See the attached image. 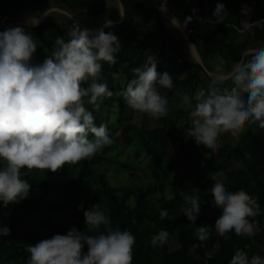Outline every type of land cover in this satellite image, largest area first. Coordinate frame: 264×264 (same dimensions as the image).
<instances>
[{"label":"clouds","instance_id":"1","mask_svg":"<svg viewBox=\"0 0 264 264\" xmlns=\"http://www.w3.org/2000/svg\"><path fill=\"white\" fill-rule=\"evenodd\" d=\"M120 15L126 14L123 0H118ZM251 4H242L247 12ZM226 6L218 2L213 15L223 21ZM191 19V17H189ZM241 22L251 30L264 19L251 20L242 15ZM176 22L174 18L173 23ZM38 24L39 19L31 20ZM112 21L108 20L107 24ZM69 39L56 37L51 55L42 63H31L37 49L33 34L22 25L0 31V202L4 207L18 203L30 194V183L23 179L22 169H48L52 172L93 156L104 145L112 143L107 125L95 123V116L86 107L104 96H111L107 81L93 80L89 87L81 82L95 77L102 69V61L115 63L122 44L113 32L103 29L93 31L79 23L69 30ZM143 67H136L133 77L122 95L133 109L159 117L168 113L169 101L157 85L174 87L168 71L158 73L157 56L145 53ZM234 81L229 89L221 90L213 81L200 88L193 96L185 93V104L192 108V127L186 130L198 145L210 148L217 142L219 130L239 129L245 121L258 123L264 128V42L247 48L242 58L233 61L228 73ZM224 77L221 74L219 80ZM246 90V91H245ZM193 99L195 105L193 106ZM94 134L92 138L89 134ZM219 176V171L213 173ZM214 202L222 211L215 218V228L221 235L234 230L238 235L252 236L258 222L249 220L259 213L257 199L241 188L230 191L223 178L211 185ZM167 199H172L169 194ZM183 214L195 222L203 212L204 204L199 194L186 195ZM83 208V205H81ZM161 217L168 216L165 208ZM87 227L99 228L109 224L110 217L97 204L84 210ZM202 239L210 234L211 225H196ZM8 226L0 227V235H8ZM170 233L160 229L151 236V244L163 245ZM136 240L131 230L108 228L107 232L84 234L73 226L66 234L55 233L28 245V264H132V247ZM219 245V241L216 242ZM87 245V251L83 252ZM229 264H264L259 253L251 257L238 248Z\"/></svg>","mask_w":264,"mask_h":264},{"label":"trees","instance_id":"2","mask_svg":"<svg viewBox=\"0 0 264 264\" xmlns=\"http://www.w3.org/2000/svg\"><path fill=\"white\" fill-rule=\"evenodd\" d=\"M50 0H0V13L5 17H14L25 12L42 13L47 9ZM63 4L65 8L74 14L95 16L105 11L104 0H51ZM163 0H123L126 6V14L120 23L109 25L104 28L105 32L115 33L121 44V50L117 53V60L113 64L102 61V69L98 73L102 79L89 77L81 82L82 87H89L93 80L107 81L113 94L104 96L101 101H110L116 108V121L106 123L102 121L103 107H95L88 103V97L83 99L87 108L95 116V123L99 126L102 122L107 125L109 135L114 141L113 135L119 127L125 129L130 127L126 121V114L129 105L126 103L123 91L127 83L138 74L134 72L136 67H143L146 60V42L149 38L161 42V49L157 54V71L163 73L168 71L174 80V87L167 88L157 85L162 95L172 99L175 92L192 94L195 84L200 82L203 88H207L213 79L202 80L200 73L203 68L196 62L182 58L179 47L174 37H172L158 22V30L152 33L135 28L134 23L143 19L141 16L150 15L159 10ZM177 8L181 12L182 20L188 37L195 45L201 59L218 55L225 61L233 64V61L242 58L244 51L250 47H256L260 42H264V23L257 24L253 29H246L240 17L246 12L241 11L242 4H251L247 10L250 19L257 17L264 19V0H174ZM226 6V13L223 21L217 22L213 15L217 3ZM191 17V19H189ZM54 27L59 35H63L65 40L69 39L68 28H60L56 23H49ZM75 23H72V27ZM5 30V29H3ZM2 31V30H0ZM26 31L33 34L40 43L39 49L33 54L31 63L35 64L40 57L45 60L42 54L43 46L53 51L54 42L47 39L44 33V24L37 27H28ZM139 38L136 43L135 39ZM170 43L168 54L164 52V45ZM119 73L123 77L122 83L115 82L114 76ZM232 82H218L217 86L221 90L229 89ZM246 91V90H245ZM99 103V100L97 101ZM100 104V103H99ZM146 114V113H145ZM183 115V111L176 110L168 112L166 115L156 119V125L150 127L146 122L133 129V142L144 149L151 156L155 168H157L163 178L173 163V154L170 147L174 143H180V137L173 127L178 115ZM147 115L144 116L147 120ZM250 122L245 121L244 124ZM256 125L259 126L258 123ZM123 131V132H125ZM91 134V133H90ZM94 134L90 135L92 138ZM222 133H217V153L216 156L209 154L196 168L191 169L185 178L169 181L168 193L173 195L170 201L163 203L148 196L149 189H139L134 191L135 203L130 206L124 203L113 190L105 176L100 173V165L105 161L103 153L96 152L93 156L85 158L75 163L66 164L64 167L52 172L48 169L37 175V181L33 186L31 176L36 168L24 172L23 179L30 185V194L27 198L18 203H10V209L5 212L0 204V224L8 226L12 231L20 227L25 222L34 223L37 226L52 227V224L44 221L41 215L48 212H56L68 208V205H61L51 197L57 192L73 194L83 191L85 187L97 185L96 196L102 200L105 213L110 217L111 228L115 230H131L136 240L132 247V264H229L232 256L238 248L249 251V256L259 253L264 256V168L256 172L231 171L225 179L230 191H237L241 188L248 191L257 199L259 213L249 220L258 222L255 236V246L250 247L247 241H241L239 235L234 230L221 235L215 228V218L222 209L214 202V194L211 192V185L217 176L213 173L222 171L227 162H241L247 155L262 154L260 142L253 136L252 130L235 144H229L220 140ZM108 145V144H107ZM104 145L102 148H106ZM184 145L180 144V148ZM98 180V181H96ZM197 189L194 194L193 190ZM199 194L204 204L203 212L195 222H190L183 214L186 195ZM168 210V216L161 217L163 209ZM209 223L211 225L210 234L201 240L198 236L196 225ZM75 227L84 234H98L107 232L106 226L99 228H85L77 223ZM72 227L70 225L57 228L54 233L66 234ZM167 229L170 233L169 239L177 232L178 247L173 251L167 248V242L162 246L151 244V236L160 229ZM46 236L41 232L30 235V239L20 245L15 251V258H5L7 264H28L30 253L28 245L35 244ZM168 239V240H169ZM219 241V245H217ZM4 247H0V256H5ZM87 245L82 249L87 251Z\"/></svg>","mask_w":264,"mask_h":264},{"label":"rangeland","instance_id":"3","mask_svg":"<svg viewBox=\"0 0 264 264\" xmlns=\"http://www.w3.org/2000/svg\"><path fill=\"white\" fill-rule=\"evenodd\" d=\"M160 9L161 7L159 8V10L152 12L150 15H146L145 17L142 16L141 19L143 20L134 23L135 28L145 30L149 32L150 35V33H152L151 31L159 29L157 23H162L164 29L176 40L182 58L194 61L193 52L186 42L185 38L175 31L174 27L168 20L161 16ZM42 13L28 12L23 13L22 15L19 14L14 17H5L0 13V25L3 23H16V25H22L27 30L29 26L26 24H33L30 21H35L37 18L40 21V16ZM165 13L169 17L170 15H173L174 18H176L177 22H181L182 26L185 27L181 12L177 8L174 0H168L166 2ZM243 15H247L250 17V14L248 12ZM55 17L56 16L51 13L50 18L45 19L39 24H44L45 36L48 40L53 41L54 45L56 37L59 36V34L57 33L56 29L49 23L54 22L62 29L69 27L68 31L72 28L73 23L72 19L68 18L65 15H61V17L57 18ZM79 18L82 22L91 20L84 19L82 15H79ZM77 20L79 21V19ZM135 41L137 43L139 41V38L135 39ZM37 44V48L39 49L40 43L38 41ZM170 45V43H167L166 46L164 45L165 54L169 53ZM146 46L147 52L155 53L157 56L162 45L160 41L149 38V40L146 42ZM51 53L52 52H49L46 46H43L42 54L45 56V58L48 55H51ZM216 57H218V62L223 63V58H221L220 56ZM38 59L39 60L35 62V64L42 63L44 61L42 60L41 55ZM224 66L226 68H220L216 71H210L206 68L210 72V74L206 73L205 71L201 72V79L206 80V78L208 77L222 83L232 82L233 80L229 77L228 73H230V71L232 70L233 64L227 62V64H225ZM221 74L225 75V77L222 80H219V76ZM95 77L102 79L99 74H97ZM114 79L118 84L122 83L123 81V77L119 73L115 74ZM200 88L203 87L200 82H197L192 94H188L194 97L195 93ZM184 94L185 93L183 92H175L172 99L168 100V112L180 110L183 111V115H178V119L175 120L173 124L175 132L180 137V143H174L170 147V153L173 154V161L175 163L172 164L165 178H163L160 171L154 167L151 156L148 155L144 149L140 148V146L136 145L133 142L132 131L134 128L140 127L143 122H146L150 127L156 125V119L158 117L151 116L148 113L145 114V112H141L129 107V111L127 112L125 117L126 121L130 124V127L126 131L122 127H119L117 132L113 135L114 141L108 144L106 148H101L97 151L98 153H103L105 158V161H103L100 165V173L105 176L113 190L117 193L119 198L124 203L133 206L135 203L134 191L145 188L149 189V198L156 201H162L163 203L170 201L171 199L166 198L169 195V181L173 182L177 179L185 178L188 175L189 171L196 168L197 163L201 162L209 154L216 156L218 148L217 143L210 148H206L204 145H198L193 137L187 136L186 130L192 127L191 122L193 120V117L190 115L192 108H189L182 99ZM85 102L87 103V100ZM99 103L103 107L102 121L106 123L116 121V108L114 107V105L110 101L104 102L99 100ZM194 105L195 100L193 99V106ZM145 115H147L146 121H144ZM248 129L252 130L253 136L256 137L260 142V149L262 151V154L255 153L252 155H247L241 162L237 163H225L224 170L219 172V176L216 175L217 178H224L231 171L253 173L256 171H261L264 168V128L256 125V123L243 124L239 129L236 130L225 128L219 130L222 133L220 140L226 141L229 144H235L241 138H243ZM90 135L91 134H89V137ZM180 144L184 145V148H180ZM30 170L23 169V171ZM36 170L37 171L31 176L33 180V186H35L36 184L37 175L43 171V169L37 168ZM96 188L97 185H91L90 187H85L83 191L73 194H68L60 191L55 193V195L51 197V200H54L61 205H68V208L56 212H48L41 215L44 221L52 224V227L50 228L37 226L36 224L30 222H25L15 230H11L8 235H0V247L6 246L2 249L5 250V256H0V264H7L5 262V258L14 259L16 256L15 254H17L15 253V251H17L20 245L25 244L27 240L30 239V235L35 232L41 231L46 236L45 238H48L51 237V234L54 233L55 230H57V228L59 227H65L68 225L73 227L77 225V223H79L83 227L88 228L84 216V210L90 209L95 204H97L99 209L105 210L101 203L102 200H100L95 194ZM196 192L197 189H194L193 193L195 194ZM0 204L2 205V209L5 212L10 209V204L7 207H4L2 202H0ZM81 205H83V208H81ZM101 226H106V229H108L109 227L111 228L110 221L109 224H102ZM0 227L3 226H1L0 224ZM256 231L252 236L239 235V238L241 241H247L248 245L250 247H253L255 246V236L257 233ZM166 245L169 251H173L178 247L177 232H175L174 235L168 240ZM247 252L249 254V251Z\"/></svg>","mask_w":264,"mask_h":264},{"label":"crops","instance_id":"4","mask_svg":"<svg viewBox=\"0 0 264 264\" xmlns=\"http://www.w3.org/2000/svg\"><path fill=\"white\" fill-rule=\"evenodd\" d=\"M104 4H105V11L101 12L95 16L88 15L85 12H82V14H79V15H82L84 19H91L90 21L87 20V22H82L79 18V15L74 14L71 11L67 10L63 4H60V3H57L55 1L50 0L48 2V5H47V9H49L50 12L48 13V15L45 19L50 18L51 13L54 14V16H56L55 18L61 17V15H65L68 18L72 19L71 17H69L68 15H66L64 13V11H65V12L69 13L73 18L79 19V21L83 25H85L87 28L94 30V29H97V28L103 26L108 20L116 21V19H118V20L120 19V13L117 9L118 8L117 0H104ZM25 13H28V12H25ZM143 17H145V16H143ZM141 18H142V16H141ZM141 18H139V19H141ZM216 56H218V55H214V56L202 59L203 64L205 65L204 66L205 69H203V71L209 72L207 69H209L210 71L211 70L216 71L217 69H220V68H226L224 65L227 64V61L224 60L223 63L218 62V57H216Z\"/></svg>","mask_w":264,"mask_h":264},{"label":"water","instance_id":"5","mask_svg":"<svg viewBox=\"0 0 264 264\" xmlns=\"http://www.w3.org/2000/svg\"><path fill=\"white\" fill-rule=\"evenodd\" d=\"M167 1H168V0H163V2H162V4H161L160 13H161V16H162L163 18H165L166 20L170 21V20H172V19H171L166 13H165V8H166V2H167ZM117 2H118V0H117ZM118 7H119V3H118ZM49 12H50V10L47 9L46 11H44V12L41 14V16H40V21H39L38 24H29V23H28V24H26V25H28L29 27H36V26H38L41 22H43V21L45 20V18L47 17V15H48ZM64 13H65L66 15H68L69 17H71V18H72V21H73L74 23L77 22V23H79V24L81 25V27H86V26L83 25L80 21H78L77 19L73 18L69 13H67V12H65V11H64ZM122 19H123V16L120 15V19H119L118 21H112V23H111L110 25L120 23V22L122 21ZM15 25H16V23H3V24L0 25V30L6 29V28H8V27H13V26H15ZM108 26H109V24H107V22H106L103 26H101V27H99V28H97V29H94L93 31L95 32V31H97V30L104 29V28H106V27H108ZM179 27L181 28V31H182V35H183V37L185 38L186 42L188 43V45L190 46V48H191V50H192V52H193V55H194V62H196V63L199 64L203 69H205V68H204V65H203V62H202V59H201V56L199 55V53H198V51H197L195 45H194V44L191 42V40L189 39L185 27H184V28H182L181 26H179ZM86 28H87V27H86ZM206 72H207V71H206ZM207 73L210 74L209 72H207ZM220 76H221V75H220ZM220 76H219V77H220ZM223 77H225V75H223ZM227 77H228V76H227Z\"/></svg>","mask_w":264,"mask_h":264},{"label":"bare ground","instance_id":"6","mask_svg":"<svg viewBox=\"0 0 264 264\" xmlns=\"http://www.w3.org/2000/svg\"><path fill=\"white\" fill-rule=\"evenodd\" d=\"M59 11H60V10H59ZM170 17H171L172 20H170L169 22H170L171 25L174 27L175 31L178 32L181 36H183V35H182L181 28L179 27V26H182L181 22L178 21V22L180 23V24H179V23L177 22V20H176V22L173 23L174 16H173V15H172V16L170 15ZM22 20H23V19H22ZM116 21H117V20H116ZM30 22H31V21H30ZM182 28H184V27L182 26Z\"/></svg>","mask_w":264,"mask_h":264}]
</instances>
